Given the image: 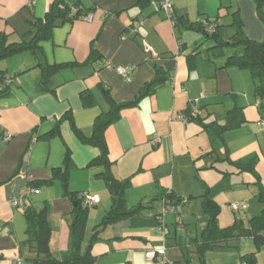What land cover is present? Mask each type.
Returning a JSON list of instances; mask_svg holds the SVG:
<instances>
[{
	"label": "crops",
	"instance_id": "1",
	"mask_svg": "<svg viewBox=\"0 0 264 264\" xmlns=\"http://www.w3.org/2000/svg\"><path fill=\"white\" fill-rule=\"evenodd\" d=\"M52 2L0 0V35L7 44L22 42ZM65 2L90 19L55 28L51 38L31 52L34 63L6 76L12 84L8 95L0 97L4 137L0 140V264H31L28 259L33 254L23 247L25 207L11 204L26 193L27 206L48 214L51 256L60 260L69 252L75 204L65 195L62 182L56 179L30 191L31 183L50 179L57 169L66 173L67 191L78 198L83 194L99 198L89 209L83 247L88 245L111 206L99 176L104 168L87 167L98 156L97 149L82 144L67 120L56 123L70 113L75 127L90 137L95 119L108 109L99 87L108 88L116 103L133 101L154 79L156 68L164 72V83L123 109L119 120L104 133L111 175L129 182L127 206L142 203L146 209L105 226L91 243L90 254L95 264H201L199 247L207 223L202 196L207 194L219 206L220 228L231 226L237 217L246 225L261 209L256 194L258 186L264 189V121L256 83L248 71L225 67L226 60L239 50L227 48L214 58L208 51L212 43L202 32L175 27L164 12H154L151 6L141 10L134 0ZM261 10L264 17V5ZM171 14L189 23L215 21L224 39L234 33L230 25L237 14L248 39L264 40V20L257 16L254 0H172ZM139 21L142 26L137 33L121 40ZM144 44L154 55L146 52ZM91 47L99 57L85 63ZM62 64L70 66L51 75L44 87L49 92L42 91L38 85L42 69ZM118 67L132 68L128 79L117 72ZM86 90L92 92V107L81 101L80 94ZM192 102H197L203 124L223 125L232 111L240 112L243 122L217 137L211 128L179 119ZM55 127L57 135L43 138ZM154 137L159 144L151 143ZM67 151L72 162L68 169L64 164ZM237 164H249L253 172L240 170ZM166 195L186 202L180 212L167 213L159 222L156 216ZM233 203L245 204L244 210L232 212ZM160 250H164L162 256L145 259L146 252ZM252 252H256L252 240L243 238L221 243L202 258L204 264H240V258ZM255 264H264V247L256 252Z\"/></svg>",
	"mask_w": 264,
	"mask_h": 264
},
{
	"label": "trees",
	"instance_id": "2",
	"mask_svg": "<svg viewBox=\"0 0 264 264\" xmlns=\"http://www.w3.org/2000/svg\"><path fill=\"white\" fill-rule=\"evenodd\" d=\"M135 4L144 10L151 6L150 0H134ZM257 8V16L264 20L262 15V7L264 0H254ZM74 7L67 4L65 0H53L50 4L46 14L42 19L36 20L31 25V30L27 37L20 43L7 44L5 36L0 35V61L14 57L18 54L30 51L35 52L41 41L49 40L55 28L64 24L65 22H72L76 19L87 17L82 14L79 9L76 13L70 16L71 10ZM171 20L175 27H180L185 30H192L202 32L206 40L212 43L208 51L214 58L221 57L224 49H238L225 62V67H235L239 70H246L250 73L251 78L255 81V95L258 101V108L264 121V40L256 42L248 39L242 30V24L237 14L233 15V20L230 26L234 28V33L228 39H224L218 34L219 26L215 21L209 19H198L195 23H189L183 16H173ZM124 35V34H123ZM96 50L91 47L88 58L85 63L98 58ZM70 66V64L54 65L42 69V75L38 82L42 91L49 92L45 87L49 77L54 73L60 72L63 68ZM5 74L0 71V97L7 96L9 87L12 84H6ZM10 80V79H7ZM166 80L164 72L156 68L154 79L145 84L139 91L133 101L116 103L113 101L108 88H102V98L106 103L108 109L101 113L94 121L92 134L90 137H85L75 127L73 118L70 113H67L57 121V126L61 121L67 120L70 124L71 130L75 137L84 145H88L97 149L98 156L88 163L87 167H103L104 171L99 175L104 181L108 193L110 195L111 206L109 211L102 218L101 223L94 228L93 233L89 239L88 245L84 248L85 232L89 209L82 205L81 197L78 198L75 193L67 191L66 173L61 174L60 170H53L51 178L40 182L31 183V189H38L43 185H50L54 180L58 179L62 182L65 195L68 196L75 204L72 211V221L69 226V233L71 237V247L69 252L64 254L60 260L54 259L49 252L50 226L48 221V214L45 210H35L30 206L25 207L24 217L26 221V235L27 240L23 247H27L33 257L28 259L31 264H95V258L90 254L91 243L97 239V234L107 225H111L135 215L141 214L146 207L141 203L134 207H128L125 201V191L129 185L128 180L118 181L110 173L111 162L108 159V150L104 139L106 129L119 120L120 113L123 109L132 107L141 99L151 95L155 89L160 87ZM52 92V91H50ZM81 101L85 107H92L95 101L91 91H84L80 94ZM188 122L199 123L205 130L211 128L212 134L220 137L222 133L232 130L242 124L243 120L241 113L232 111L227 114L225 123L218 124H203L200 116L192 115L187 109L185 113ZM58 134V127H55L50 133L43 138L50 139ZM215 136V137H216ZM2 133L0 132V140ZM65 168L68 169L72 162L70 153L67 151L64 159ZM240 170L253 172L249 164H237ZM34 191V190H32ZM30 193V192H29ZM28 194V193H27ZM257 203L260 205V211L253 215L245 225L237 217L233 224L226 228H220L218 225V216L220 212L219 206L208 197L207 194L202 196V212L207 217L206 226L202 232V244L199 247V258L201 264H204L202 255L208 251L220 247L221 243L230 240H238L243 238H250L255 247V251H259L264 247V189L258 186L256 194ZM164 201H172L176 204L183 200L174 199L172 195H166ZM256 252L243 255L240 258L241 263L255 264ZM240 263V264H241Z\"/></svg>",
	"mask_w": 264,
	"mask_h": 264
},
{
	"label": "built area",
	"instance_id": "3",
	"mask_svg": "<svg viewBox=\"0 0 264 264\" xmlns=\"http://www.w3.org/2000/svg\"><path fill=\"white\" fill-rule=\"evenodd\" d=\"M151 7L153 8L154 12H159V11L164 12L166 14V16L171 19L172 0H163L162 2H159V3L152 2L151 3ZM75 13H76V9L73 8L71 10L70 16H73ZM83 19L89 20L90 17L89 16L83 17ZM140 26H142V22L141 21L137 22L128 31L127 34L122 35L121 36V40H125V39L128 38V36L130 37V36L136 34L137 30H138V28ZM144 48H145L146 52L154 55L153 50H152V48L149 45L144 44ZM117 72L123 78L128 79L127 77L132 72V68H130V67H118L117 68ZM5 83L9 85V84L12 83V81L6 79ZM189 111H190V113L192 115H196V116L199 115V108H198L197 102H192L189 105ZM179 119L183 123H187L188 122V119H187V117H185V115L180 116ZM263 125H264V123H263ZM8 139L9 138H5V141H8ZM159 142H160V140L157 137H154L152 139V141H151V143L153 145H157V144H159ZM27 196H28V194L26 193V194L21 195L18 199H12L11 204L15 208L26 207L27 206V201H26ZM81 200H82V205L85 206V207H92L93 205H95V204H97L99 202V198L98 197L91 196L89 194L81 195ZM185 202L186 201L183 200L181 203L176 204V203H174L172 201H165L164 207L162 208V210L156 216L157 221L161 222L167 213L180 212V206L183 205ZM244 208H245V204H243V203H233V204H230V206H229V209L232 212H235V213L244 210ZM163 254H164V250H160V251H157V252L149 251V252L145 253V259L147 261H153V260L156 259V257L162 256ZM241 264H245V263H241Z\"/></svg>",
	"mask_w": 264,
	"mask_h": 264
},
{
	"label": "rangeland",
	"instance_id": "4",
	"mask_svg": "<svg viewBox=\"0 0 264 264\" xmlns=\"http://www.w3.org/2000/svg\"><path fill=\"white\" fill-rule=\"evenodd\" d=\"M31 57H32L31 52L27 51V52L18 54L14 57L1 60L0 61V71H2L5 74V76H8V78H10L12 75L17 74L15 70L18 69V67H21L24 64L28 66L34 63L33 61L34 58L31 59Z\"/></svg>",
	"mask_w": 264,
	"mask_h": 264
}]
</instances>
